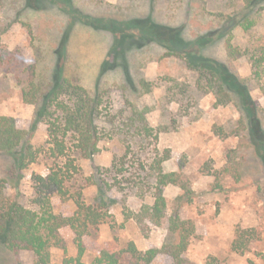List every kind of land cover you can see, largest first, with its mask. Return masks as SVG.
Segmentation results:
<instances>
[{
    "label": "trees",
    "instance_id": "trees-1",
    "mask_svg": "<svg viewBox=\"0 0 264 264\" xmlns=\"http://www.w3.org/2000/svg\"><path fill=\"white\" fill-rule=\"evenodd\" d=\"M47 1L70 21L63 38L53 49L51 62L46 64L44 52L34 44L35 61L24 70L25 77L20 81L22 100L34 106L30 129L21 128L14 117L0 116L1 251L11 255L30 251L35 256L34 264H155L160 255L168 258L170 264H195L186 253L197 236L196 224L179 213L182 204L191 200V189L180 172L165 171L164 165L172 159V151L159 148L161 129L150 123L149 106L139 105V99L154 92V82L132 76L125 58L130 50L151 48L162 52L160 59L182 61L194 74L195 81L190 84L174 79L169 90L183 100L214 94L217 104H234L240 113L238 123L264 164V109L257 106L251 89L253 80L264 93V55L251 52V79L242 77L233 65L242 56L234 42L235 30H250L255 25L254 14L264 8V0H242L234 12L212 11L206 0H152L154 4L159 1L164 4L166 20L157 18L154 10L144 15H124L127 12L123 11L120 14L124 16L97 17L75 7L72 0H22L23 5L16 14L24 8H46ZM93 1L97 5L107 2ZM139 1L133 0V4ZM9 4L13 5L8 0H0L1 7ZM181 12L187 17L179 23ZM77 23L112 36L115 62L105 60L101 73L119 66L118 60H121V77L108 84V81L98 83L94 88L84 84L82 71L73 65L67 47L71 30ZM31 36L35 39L34 32ZM219 43L226 47L227 60L211 54ZM14 56L13 51L0 45V65L11 66ZM113 85L120 86L125 100L120 108L116 106ZM174 123L177 122L174 120ZM42 124L46 126L47 140L36 146L33 137ZM106 138L120 142L124 151L113 156L108 167L96 166L93 175L85 178L82 162L97 156ZM40 157L46 159L48 174L33 175L34 196L26 204L20 189L23 173ZM14 182L16 191L9 194V184ZM90 185L97 190L93 203H88L85 197V189ZM168 185H180L186 191L177 198L180 206L169 218L165 195ZM112 191L123 197L132 194L141 201L138 210L127 206L123 215L125 221H135L144 236L149 235L151 225L162 226L168 218L167 238L161 248L147 250H141L133 240L121 246L113 240L87 263L84 261L85 237L99 231L105 223L115 228L111 207L116 201L110 196ZM54 197L72 201L74 213L56 212ZM67 227L74 233L78 254L54 262L52 249H67L62 234V229ZM246 235L245 230L237 231L235 251L244 252L249 241ZM261 256L264 264V254ZM8 264L22 262L14 260Z\"/></svg>",
    "mask_w": 264,
    "mask_h": 264
},
{
    "label": "rangeland",
    "instance_id": "rangeland-1",
    "mask_svg": "<svg viewBox=\"0 0 264 264\" xmlns=\"http://www.w3.org/2000/svg\"><path fill=\"white\" fill-rule=\"evenodd\" d=\"M206 1L212 11L234 12L242 5V0ZM8 2L13 5H0V24L3 25L0 45L13 51L16 59L11 66L0 65V116L14 117L21 128L29 130L34 106L22 100L20 81L25 77L24 70L35 61L34 44L44 52L46 64L51 62L53 49L63 38L70 20L48 1L46 8H24L20 14L16 13L20 12L22 0ZM72 3L80 10L97 17L144 15L154 10L157 18L166 20L161 1L154 4L152 0H140L133 4V0H107L105 4L97 5L93 0H72ZM123 11L127 13L121 15ZM186 15L184 12L179 13V23L185 20ZM254 19L255 25L250 30L237 28L234 39L242 56L233 65L242 77L250 79L253 76L251 52L264 55V8L255 12ZM32 32L35 39L31 36ZM112 41L109 33L96 31L81 23L75 24L71 30L68 51L73 65L82 71L87 87L94 88L98 83L106 81L108 84L122 76L121 60H118L119 66L101 73L105 60L115 62L111 52ZM161 53L151 48L133 49L128 52L125 61L132 76L144 77L154 82V92L139 99V105L149 106L150 123L161 129L159 148L162 151H172V159L164 165L165 171L180 172L182 180L191 189V200L182 204L179 209L183 218H190L196 224L197 236L186 257L195 264H251L252 261L261 264V254H264V164L252 147L243 126L238 123L240 113L234 104H217L214 94H200L190 100L174 96L173 91L169 90L174 79L192 84L195 76L178 59H160ZM211 54L222 61L228 57L223 43L217 44ZM251 82L253 98L257 106L264 109V93L255 81ZM113 86L116 89V106L120 108L125 105V100L120 94V86ZM262 121L264 124V114ZM46 140V126L42 124L34 134L33 143L41 146ZM100 147L101 152L97 156L81 164L85 178L93 175L96 166L108 167L113 156L124 151L120 142L109 138L103 140ZM5 166L6 164L3 165ZM35 174H48L45 158L40 157L23 173L20 189L26 204L34 196ZM15 183L9 184V194L16 191L12 186ZM185 194L186 191L180 185L166 187L168 218L178 209L177 198ZM85 195L87 202L93 203L97 195L95 186L87 187ZM110 196L116 201L111 207L115 228L105 223L99 231L85 237L87 250L84 261L90 263L113 240L120 246L133 240L141 250L161 248L167 238L168 218L162 226L151 225L149 235L144 236L136 222L125 221L123 215V209L127 206L138 210L141 201L132 194L123 197L117 191L110 192ZM53 203L56 212L66 215L74 213L72 201L54 197ZM238 230H245L249 240L243 253L233 248ZM62 234L67 242V249L53 248L54 262H62L65 257H76L78 254L74 233L67 227L62 229ZM1 250L0 264H8L14 260L22 264L35 262V256L30 251L11 255ZM155 264H170V260L160 255Z\"/></svg>",
    "mask_w": 264,
    "mask_h": 264
}]
</instances>
